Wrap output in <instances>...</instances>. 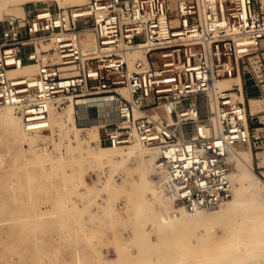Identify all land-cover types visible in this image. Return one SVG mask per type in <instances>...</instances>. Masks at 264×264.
I'll use <instances>...</instances> for the list:
<instances>
[{
	"label": "built area",
	"instance_id": "2783aa9c",
	"mask_svg": "<svg viewBox=\"0 0 264 264\" xmlns=\"http://www.w3.org/2000/svg\"><path fill=\"white\" fill-rule=\"evenodd\" d=\"M4 21L0 105H13L26 131L48 129L51 103L72 95L87 112L77 122L97 123L101 142L158 146L167 189L187 210L231 195L228 154L258 146L264 121L253 124L243 87L218 82L262 51L263 0H86ZM25 65L35 70L20 72Z\"/></svg>",
	"mask_w": 264,
	"mask_h": 264
},
{
	"label": "rangeland",
	"instance_id": "374dc122",
	"mask_svg": "<svg viewBox=\"0 0 264 264\" xmlns=\"http://www.w3.org/2000/svg\"><path fill=\"white\" fill-rule=\"evenodd\" d=\"M48 4L61 5L58 0L28 1L23 4V12ZM75 4L79 3L63 6ZM23 12L14 8L1 13L0 25L7 17ZM31 48V44H26L22 53ZM242 68L246 101L256 113L253 124L262 125L264 39L260 54L247 58ZM72 100L69 96L56 100L57 111L63 112L65 105ZM12 111L19 125L8 118L10 113L6 105L0 106V264H264V251L252 255L255 257L251 253L245 255L244 249L240 252L237 249L228 257L215 252L221 249L219 243L223 241L220 240L223 236L218 237L217 233L223 229L219 220L205 224L198 221L189 230L179 232L173 230L156 207L140 209L138 198H147V192L143 196H140L141 192L138 194L139 186L135 183L143 168L141 160L118 165L114 173L108 169L111 177L106 179V170L101 164L92 163L81 141L74 139L73 135L66 138L55 133L51 126L27 133L23 120L14 108ZM75 124L80 135L93 128L92 125H80L76 116ZM139 146L123 145L113 150L114 155L120 158L126 151ZM238 147L243 150L251 147L253 170L264 179V139L256 147L248 143ZM149 157L146 152L143 162L147 164L146 175L154 184L157 179L149 170L153 162L148 160ZM129 185L134 187L133 190H128ZM217 206L206 209L214 211ZM163 208H160L163 213L174 210L170 206ZM256 210V205L250 209L251 213ZM241 219L252 224L249 217ZM206 224L211 226L208 231H205ZM189 232L198 236L207 233V236L202 238L203 241L192 240ZM240 253L242 259L238 257L242 256ZM199 259L203 261L199 262Z\"/></svg>",
	"mask_w": 264,
	"mask_h": 264
},
{
	"label": "bare ground",
	"instance_id": "6f19581e",
	"mask_svg": "<svg viewBox=\"0 0 264 264\" xmlns=\"http://www.w3.org/2000/svg\"><path fill=\"white\" fill-rule=\"evenodd\" d=\"M28 1H35V0H0V14L4 12L13 11L14 8L23 12V4ZM58 2L59 4H61L59 6L68 7L72 5H68V6H63V5H65L66 3L82 4L86 2V0H58ZM25 12H26V9L21 15H24ZM82 44H83V49L85 51H92L96 49L97 43H96V38L93 32H91L90 30H85L83 32ZM34 70H35L34 65L32 66L25 65L20 70V72L34 71ZM235 83L240 85V87H243V79H242L241 73L230 76V77L222 78L218 82V85L231 86L232 84H235ZM63 96H69L73 100L72 102L70 101L69 103L65 105L63 112H59L56 109L55 101L60 99ZM55 101L51 103L50 111H49L50 126L52 130L57 134L64 135V137L66 138H69L73 135L74 139H78L79 141H81L82 147L86 149L87 153L89 154V157L93 161L92 163L101 164L102 168L106 170L105 174L107 175H104L106 176L104 178L109 179L111 177L110 176L111 173L110 172L108 173V169L110 171H113L114 173V169H116L118 165H123L124 163H129L130 161L137 162L141 160V162L143 163V168L141 169L139 177L136 178L135 183H138V186H139V188H137L138 194L141 192L140 196H143L146 194L145 192H147V198L145 197H143V199H141V197L138 198L140 209H143V208L146 209L148 206L156 207L157 209H159L160 213H162V215L166 218L164 219L167 221V223L172 225L173 230L179 231V232H185L187 229L189 230V227H191L192 224L198 221L204 222L205 224L207 221L209 222L212 220H216V221L219 220L221 222L220 224L223 226V229L222 231L218 230L217 233L219 234L218 237L223 236L222 238L220 237V240L223 239V241H221L222 242L221 243L220 240H218L219 238L216 241L218 243L220 242L219 244H221L220 246L221 249H218L219 251L215 250V247L216 245L218 246V244L214 245L215 247L213 248L215 252L219 253V255L220 253H222L223 255H226V257H228L227 255L231 256V254L236 253L237 249L239 250L238 252H240V249H244L243 253L244 254L251 253V256L254 254H258V252L262 253L261 251H264L263 250L264 249L263 248L264 247V179H262L253 170L254 163H253V159L251 156V147L248 150H243L242 148L238 147L239 144H235L231 148L228 154L229 156L228 158H229V162L231 166V169H230L231 170L230 177H231V182H232L231 195L226 200L217 204L219 206L214 205V206H217V209L214 211H208L206 209V208H212L214 206L200 208L196 211H189L179 201L175 200L174 196L167 189V186L165 187L167 171H166V166L160 156V148L158 146H155V145L148 146L140 142H133L131 143V145L138 144V146L139 145L141 146H139L138 149L133 148L131 150H128L125 153H123L120 158H116L114 155L115 151L113 150L123 147V145L113 146L110 144L108 145L100 144L99 143L100 142L99 125L97 123L90 124L93 126V128L90 131H88L85 135H80V133H78V130L76 129V124H75V116L77 120L78 115L83 116V115H86L87 112H85L84 107H81L80 112L75 113V110L77 108L75 105V102H76L75 97H73L72 95L64 94V95L57 96L55 98ZM77 102L84 104L83 98H79ZM0 106H5V105H0ZM12 108H14L13 105H10V104L6 105V109H8V112L10 113L9 114L10 116L8 118L10 119L12 123L17 124L19 121L15 117L16 115L15 116L13 115ZM102 118L104 119V117ZM207 129L209 131L211 130L210 127H207ZM27 133H29V131ZM67 142H70V141H67ZM142 146H146V147H142ZM146 152L150 154V157L148 160L153 161L152 164H150V167L149 165L148 167H149V170H151L155 174L154 176H156L157 182H154V184L151 183V179L147 177L146 172H145L146 171L145 169L147 168V164L143 162V157L146 154ZM232 164L234 165L233 169H232ZM133 188L134 187L132 185L128 186V190H133ZM177 203L178 204L180 203V206H178ZM254 205H256L257 210L251 213L250 209ZM163 206H168V207L170 206L174 208V210L168 209V211L166 210L165 212L166 215H164L165 213H163V211L160 210V208L162 209ZM241 217L251 218L252 224L249 225L247 223H244V219H241ZM205 226H207L205 227L206 228L205 231H208L211 229V226L207 224ZM206 236H207V233L198 236L193 232H189V238L192 240L195 238L196 239L198 238L199 241L200 240L203 241L204 239L202 238ZM202 246L200 247L198 251L201 250ZM206 250H209V249H206ZM199 253L200 252H198L197 254ZM222 254L220 256H222ZM215 255L216 253L214 254V256ZM238 255L239 254H237V256ZM240 255L242 254L240 253ZM192 256L193 255L189 257L191 258ZM238 257L241 258L243 257V255L238 256ZM252 257H255V256H252ZM226 259L227 258H225V260ZM174 260H176V258H174ZM201 260L199 259V262L203 261ZM232 261H234V259ZM237 262H238V259H237ZM239 264H241V262H239Z\"/></svg>",
	"mask_w": 264,
	"mask_h": 264
}]
</instances>
